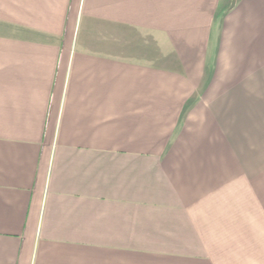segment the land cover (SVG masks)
<instances>
[{
    "label": "crops",
    "instance_id": "obj_1",
    "mask_svg": "<svg viewBox=\"0 0 264 264\" xmlns=\"http://www.w3.org/2000/svg\"><path fill=\"white\" fill-rule=\"evenodd\" d=\"M0 264H264V0H0Z\"/></svg>",
    "mask_w": 264,
    "mask_h": 264
},
{
    "label": "rangeland",
    "instance_id": "obj_2",
    "mask_svg": "<svg viewBox=\"0 0 264 264\" xmlns=\"http://www.w3.org/2000/svg\"><path fill=\"white\" fill-rule=\"evenodd\" d=\"M226 1H228V0H226Z\"/></svg>",
    "mask_w": 264,
    "mask_h": 264
}]
</instances>
